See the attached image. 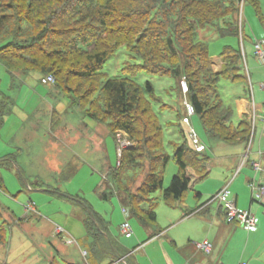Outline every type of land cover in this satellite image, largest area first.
<instances>
[{"label": "trees", "instance_id": "1", "mask_svg": "<svg viewBox=\"0 0 264 264\" xmlns=\"http://www.w3.org/2000/svg\"><path fill=\"white\" fill-rule=\"evenodd\" d=\"M239 1L0 0V64L12 79L19 73L35 72L39 78L51 74L56 91L66 94L71 106L103 123L115 139L117 133L125 134L131 146L121 149L109 172L114 191L130 217L142 226L154 224L158 202L151 195L161 190L166 206H178L187 191L208 176L210 156L204 144L196 150L183 130H179V141L168 142L169 155L153 106L157 98L152 84H140L130 77H106L100 69L121 45L126 46L129 56L139 61L128 63L129 71L170 77L179 88L182 82L186 84L181 94L192 105V115L207 138L246 145L251 138L250 116L233 124L234 108L223 102L219 90L221 81L240 82L244 93H250L239 63L240 42L245 39ZM252 3L259 10L258 3ZM260 21L264 31V17ZM205 28L213 29L218 37L237 39V46H222L221 65L216 70L208 44L197 39V31ZM8 112L7 101L0 98V127ZM171 158L177 169L163 188ZM15 163L14 153L3 156L0 171L14 169ZM0 190L5 191L1 173ZM111 194L104 191L101 197L109 199ZM76 198L87 210L83 218L85 264H134L111 235V222ZM6 224L0 213V245L6 243ZM122 257L125 262L119 260Z\"/></svg>", "mask_w": 264, "mask_h": 264}, {"label": "rangeland", "instance_id": "2", "mask_svg": "<svg viewBox=\"0 0 264 264\" xmlns=\"http://www.w3.org/2000/svg\"><path fill=\"white\" fill-rule=\"evenodd\" d=\"M255 1L259 10L252 0L239 1L244 32L252 37L251 29H262L260 16L264 17V0ZM197 39L208 44L212 61L219 57L223 45L237 46L236 38L218 37L211 28L198 30ZM248 45H251L250 41L245 42L246 48ZM137 62L129 56L126 46L121 45L100 71L106 77H130L140 84L147 81L152 84L157 98L153 102L154 110L163 126L166 151L172 156L168 142L181 139L179 130H183L188 138L191 125L202 135L203 129L195 115L191 116L192 124L182 119L186 115L185 98L181 94L184 84L181 83L179 88L170 77L127 69L128 63ZM230 87L229 81L219 83L225 104L231 103ZM0 98L7 101L9 109L0 127V153H14L16 161L14 171L1 169L6 190H0V211L7 214L9 208L17 219L24 220L27 214L24 204L29 200L38 210L36 214H28L29 221L22 225L4 226L6 243L0 245V264L3 260L5 264H49L50 261L55 264H85L82 252L86 249L84 241L87 239L83 218L87 210L76 196L88 203L94 212L108 218L110 228L118 232L117 225L121 220L118 212L122 206L109 174L118 160L117 140L103 123L91 119L79 107L71 106L68 96L56 91L54 84H41L35 72L14 74L12 79L0 64ZM232 121L236 124L235 115ZM203 137L208 142L205 143L208 154L210 146L213 150L219 144H224L221 146L226 149L233 146ZM176 169L171 158L164 172L163 188L169 185ZM191 189L183 202L191 200L194 193ZM104 191L112 192L109 199L101 197ZM151 196L158 202L156 212L160 208L168 210L161 199V190ZM129 222L133 227L140 225L133 217H129ZM57 227L63 230V237L55 232ZM148 227L156 229L155 224ZM119 237L125 238L121 234ZM66 238L73 239L75 243L67 244ZM9 242L11 251L8 253Z\"/></svg>", "mask_w": 264, "mask_h": 264}, {"label": "crops", "instance_id": "3", "mask_svg": "<svg viewBox=\"0 0 264 264\" xmlns=\"http://www.w3.org/2000/svg\"><path fill=\"white\" fill-rule=\"evenodd\" d=\"M239 21L242 24L240 13ZM242 28L245 39L240 42L242 58L239 63L246 75L250 93H244L242 83L230 82V98L237 119L245 115L250 116L253 107L260 116L256 119L251 138L246 145L240 142L226 143L233 145L232 148L227 149L222 148L221 145L224 144H219L215 150L210 146L208 155L212 168L208 176L195 188L192 187L194 193L189 203L182 201L175 207L164 204L168 210L160 208L156 212V223H154L156 229L149 228L148 225L133 227L130 224L132 235L129 238L119 237L121 234L119 224L125 218L121 207L118 212V217L121 218L117 225L118 232L110 228V233L127 250L128 255H131L134 264H264V195L253 196L249 188L251 181L264 185V119L261 118L264 115V88L259 86L264 81V60L258 59L253 52L254 41L261 39L264 31L263 27L259 30L251 29L252 37L247 31L244 32L243 24ZM246 41L251 42L248 48L245 46ZM212 65L215 70L218 69L221 65L220 57H217ZM185 116L192 124L191 116L188 117L186 114L183 117ZM192 129L200 144L208 143L203 137L204 133L202 135L194 126ZM7 154L0 153V158ZM253 162L258 164L259 171H255L251 166ZM3 169L14 171V169ZM222 187H227L232 192L237 208L249 210L256 216V230L246 231L238 223L226 221L222 206L211 199ZM255 198L261 201L258 202ZM118 200L122 206L119 197ZM28 202L34 206V211L31 213H38L34 202L31 200ZM199 205L202 206L198 207ZM0 213L9 225H22L29 221L27 215L31 214H25L22 220L17 219L14 211L9 208L7 214L3 210ZM129 217L128 214L126 217L128 221ZM202 241L211 243L208 253L196 247L195 244ZM10 251L9 242L8 253ZM2 262L5 264L4 260ZM51 263L53 261L49 264Z\"/></svg>", "mask_w": 264, "mask_h": 264}, {"label": "built area", "instance_id": "4", "mask_svg": "<svg viewBox=\"0 0 264 264\" xmlns=\"http://www.w3.org/2000/svg\"><path fill=\"white\" fill-rule=\"evenodd\" d=\"M253 52L254 55L260 59L264 60V36L261 39H257L253 43ZM39 81L41 84H54V77L51 74L41 76L39 78ZM183 92L186 91V85L183 82ZM260 88H264V81L259 84ZM185 109H186V114L188 117H190L193 114V107L190 103L186 102L184 103ZM263 114H264V105H263ZM260 116L256 113L254 107L252 108V112L250 114V119H251V135L252 132L255 128V122L256 119L259 118ZM262 120L264 119V115L261 116ZM185 123H189V119L184 117ZM123 135L125 136L124 133L119 132L116 135V140L118 143V157L121 154V149L131 146V143L127 141L126 138H122ZM190 138L192 139L193 143L195 144L196 150H202L203 146L198 142V139L196 137V134L192 127L190 128ZM122 136V137H121ZM122 138V139H121ZM255 171H259L260 168L258 167V164L253 162L251 165ZM249 187L251 190V193L254 195H257L258 197H261L264 195V185L260 183H255L251 181L249 183ZM212 200H215L218 202L220 206H222L225 214V219L228 222H236L238 223L244 230L246 231H254L257 229V218L256 216L250 212L249 210H241L237 208L234 199L230 193V190L227 187H222L219 189L217 192L214 193V195L211 198ZM26 213H31L34 211V206L32 205L31 202H27L24 205ZM122 213L124 215V220L119 224V231L125 238H129L132 235V229L130 226L129 221L126 219L128 216V211L126 208H122ZM55 232L57 234H62L63 230L59 227L55 228ZM65 242L67 244L75 243V241L71 238H66ZM196 247L200 250H203L205 252H209L211 249V243L207 241H202L198 242L195 244ZM86 252H82V256L85 257Z\"/></svg>", "mask_w": 264, "mask_h": 264}, {"label": "water", "instance_id": "5", "mask_svg": "<svg viewBox=\"0 0 264 264\" xmlns=\"http://www.w3.org/2000/svg\"><path fill=\"white\" fill-rule=\"evenodd\" d=\"M14 166L16 167V165H15V164H14ZM119 260H120V261H122V262H125V259H124V257L120 258Z\"/></svg>", "mask_w": 264, "mask_h": 264}]
</instances>
